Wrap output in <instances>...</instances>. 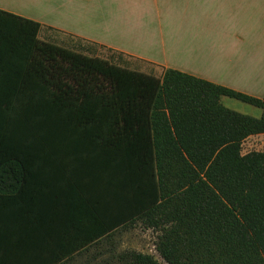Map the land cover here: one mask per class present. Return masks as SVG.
Here are the masks:
<instances>
[{"label":"trees","instance_id":"trees-1","mask_svg":"<svg viewBox=\"0 0 264 264\" xmlns=\"http://www.w3.org/2000/svg\"><path fill=\"white\" fill-rule=\"evenodd\" d=\"M39 28L0 9V171L20 168L16 188L0 183V264H264V150L242 149L264 133V96L127 68ZM138 221L163 263L115 249Z\"/></svg>","mask_w":264,"mask_h":264},{"label":"crops","instance_id":"crops-1","mask_svg":"<svg viewBox=\"0 0 264 264\" xmlns=\"http://www.w3.org/2000/svg\"><path fill=\"white\" fill-rule=\"evenodd\" d=\"M0 9L63 47L264 93V0H0Z\"/></svg>","mask_w":264,"mask_h":264},{"label":"rangeland","instance_id":"rangeland-1","mask_svg":"<svg viewBox=\"0 0 264 264\" xmlns=\"http://www.w3.org/2000/svg\"><path fill=\"white\" fill-rule=\"evenodd\" d=\"M42 35L43 34H41V36L39 35L42 39H47L59 45L58 40L56 41V40H52L53 38H49V39L44 38V36ZM72 48L82 53H86V54L88 53V55H92V56L98 55L99 57H102L108 60L110 59L114 61L115 63H120L122 66L127 67V68L140 70V71L148 72V73L153 72L154 75L156 76H162L164 73L163 72L164 70L162 68L155 67L147 63L144 65H141V63L139 64L137 62L132 61L131 58H129L130 60L128 59L125 62H120L121 59H120V55L118 52L111 53L110 51L102 50V49L100 50L102 52H100L99 50L98 52H91L92 50L90 52H87L85 50H80L78 47H75V46H73ZM258 95H259L258 98H262L264 96V93L262 94L260 92L258 93ZM221 103L224 106L230 109H233L237 112H240V113L249 114L255 117H258L261 114L260 108L254 105L248 104L246 102L230 98V97H226V96L221 97ZM242 149H243V152H247L250 150H264V133L251 135L248 138H246L243 141ZM19 171H20L19 165L15 162L8 163L2 167L0 171V183L3 189L12 190L18 186L19 181H20ZM5 176H7L6 180L4 179ZM158 235H159V232L157 230L146 228L138 221V222H135L133 225H129L127 227L117 230L113 235L112 243L115 245V249L117 251L124 250V249H134V250L141 251L144 253L152 254L158 261L163 263L162 258L159 256L158 252L155 249V244L157 242ZM108 246L109 245H107L106 243H103V246H102L103 248H101L100 251L104 252V254L101 256H98V260L108 255V253L106 252V248ZM93 253H95V248H91L89 251V254H93ZM87 258L89 257L84 255L80 259H78L76 262H74L73 264H86ZM89 264H94V263H89Z\"/></svg>","mask_w":264,"mask_h":264}]
</instances>
